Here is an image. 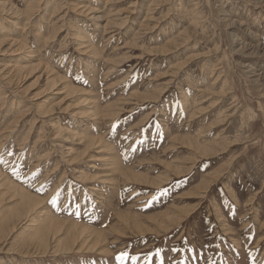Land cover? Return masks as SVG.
I'll return each mask as SVG.
<instances>
[{"label":"rangeland","instance_id":"1","mask_svg":"<svg viewBox=\"0 0 264 264\" xmlns=\"http://www.w3.org/2000/svg\"><path fill=\"white\" fill-rule=\"evenodd\" d=\"M8 2L0 264H264V0Z\"/></svg>","mask_w":264,"mask_h":264},{"label":"bare ground","instance_id":"2","mask_svg":"<svg viewBox=\"0 0 264 264\" xmlns=\"http://www.w3.org/2000/svg\"><path fill=\"white\" fill-rule=\"evenodd\" d=\"M42 1L43 0H28V2H31V4H29L27 7V10L28 11H25L26 13H24V14H27L28 15V13H34L35 12V10H38L39 9V7H40V5H41V3H42ZM160 1V0H159ZM162 1V0H161ZM119 2V1H118ZM60 3H62V2H60ZM159 3V2H158ZM8 5V6H7ZM10 4H9V2H8V0H3L2 2H0V10H1V12H3V13H6V14H8V15H10L11 13L10 12H12L11 11V7L9 6ZM156 5V4H155ZM160 5V4H159ZM12 6V5H11ZM60 6V5H59ZM9 7V8H8ZM58 7V6H57ZM17 11V10H16ZM57 11H59V9H57ZM14 12V11H13ZM10 13V14H9ZM19 13H21V12H19ZM13 15H14V13H12ZM16 14V13H15ZM18 14V13H17ZM186 14V13H185ZM19 15H21V14H19ZM57 15V14H56ZM21 16H24V15H21ZM21 16H19V17H21ZM18 17V18H19ZM12 18V17H11ZM41 21V20H40ZM51 21V20H50ZM114 23V22H113ZM64 24V23H63ZM110 24V23H109ZM237 25V24H236ZM57 26V25H56ZM55 28V27H54ZM109 28V27H108ZM10 31V30H9ZM9 34H11L10 32H9ZM79 39H81V38H79ZM82 43H83V45L88 41V40H86V37H82ZM89 42V41H88ZM3 44V43H2ZM88 44H90V42L88 43ZM86 45V47L87 48H89L88 46L89 45H87V44H85ZM16 46V45H15ZM130 46H132V45H130ZM97 48V47H96ZM242 52V51H241ZM251 67V66H250ZM38 67H34V68H32L34 71L37 69ZM24 70H25V68H23ZM23 69H21V70H18L17 72L18 73H20V71H21V73H22V71H24ZM28 69V68H27ZM56 76V75H55ZM49 79V78H48ZM57 81H59V82H61L62 81V79H60V80H57V79H49V81H48V84L50 85V86H56V84H57ZM67 83V82H66ZM58 85V84H57ZM66 87H68L67 85H66ZM72 88V87H71ZM68 89H70V88H68ZM62 90V89H61ZM72 90V91H71ZM70 90V93H74L75 91H74V89L72 88ZM68 92V91H67ZM69 92H68V94L69 95H72V94H70ZM75 99V98H74ZM49 101V100H48ZM50 102V101H49ZM79 103V102H78ZM77 103V104H78ZM94 103V102H93ZM96 104V103H95ZM47 105V104H46ZM52 105V104H51ZM98 106V105H97ZM96 107V106H95ZM52 109V108H51ZM68 109V108H67ZM100 109V108H99ZM98 110V109H97ZM49 111V110H48ZM45 112V111H44ZM96 112V111H95ZM56 113V112H55ZM98 113V112H97ZM96 114V113H95ZM99 114V113H98ZM102 114V113H101ZM49 116V115H48ZM89 116V115H88ZM44 117V116H43ZM84 118V117H83ZM85 119V118H84ZM53 129V128H52ZM59 130V129H58ZM59 134H63V132H62V129H60L59 131ZM66 132V131H65ZM76 132V131H75ZM75 132H74V134H75ZM77 133V132H76ZM79 135V134H78ZM178 136H181L179 133L178 134H176L175 135V137H178ZM190 138V137H189ZM185 139V138H184ZM85 141H88L89 143H90V141H92L90 144H89V146L90 145H92V146H94V145H96L97 143L95 142V139H93V140H91L90 139V137L88 138V137H86L85 138ZM189 142V141H188ZM88 145V144H87ZM108 159V158H107ZM106 159V160H107ZM109 162V161H108ZM117 163V162H116ZM115 165V164H114ZM4 180V179H3ZM0 181H1V179H0ZM7 181V180H6ZM8 183V182H7ZM4 184V183H3ZM2 185V184H1ZM9 185V184H8ZM5 186V185H4ZM12 186H13V184H12ZM13 188V187H12ZM12 188H9V189H12ZM2 190V189H1ZM11 191H13V189L11 190ZM11 191H10V193H11ZM9 192V191H8ZM20 192V191H19ZM12 194V193H11ZM50 194H48V196H49ZM16 196V195H15ZM48 196H47V198H48ZM4 203V202H3ZM39 203V202H38ZM37 203V204H38ZM23 204V203H22ZM25 204V203H24ZM33 204V203H32ZM34 204H36V202L34 203ZM31 207V205H25L24 207H23V209H22V212L23 211H27L29 208ZM41 207H44V206H41ZM39 208V207H38ZM37 209V208H36ZM31 209H29L28 211H30ZM44 210V209H43ZM34 211H35V206H34ZM190 211V210H189ZM188 212V211H187ZM21 213V212H20ZM20 213H17V217H19V214ZM168 217V216H167ZM48 218H51L50 216H49V213H48V211L47 210H45L44 212H43V215H42V217L40 218V220L41 221H43V222H45V223H47L49 220H48ZM171 219V218H170ZM40 220H38V221H32L31 223L32 224H34V225H32V227H35V226H38V222L40 221ZM37 223V225H35ZM40 224V223H39ZM164 224V223H163ZM2 225V224H1ZM59 225V224H58ZM72 225V224H71ZM56 229V228H55ZM59 230V229H58ZM57 230V231H58ZM162 230V229H161ZM81 232H83L82 230H80ZM55 232V231H54ZM58 232H60V231H58ZM37 235L36 236H40L38 239H34V240H38V242L39 243H44V242H46L45 240H46V236H44L43 235V229H39L37 232ZM68 234V233H67ZM74 235V234H73ZM98 235V234H97ZM50 236V235H49ZM84 236V235H83ZM82 236V237H83ZM74 238V237H73ZM68 239V238H67ZM78 239V238H77ZM33 240V239H32ZM64 241V240H63ZM61 243V242H60ZM50 247V246H49ZM51 249V248H50ZM72 251V250H71Z\"/></svg>","mask_w":264,"mask_h":264},{"label":"snow or ice","instance_id":"3","mask_svg":"<svg viewBox=\"0 0 264 264\" xmlns=\"http://www.w3.org/2000/svg\"><path fill=\"white\" fill-rule=\"evenodd\" d=\"M3 162L4 161L2 159H0V163H3ZM14 174H16L17 176L19 175L15 171H14ZM153 198L155 199V197H153ZM53 203H55V201H53ZM128 256H129V254L127 252H124L119 257H117V259H119L121 261V264H124L125 258L128 257ZM131 259L136 260L137 257H131Z\"/></svg>","mask_w":264,"mask_h":264}]
</instances>
